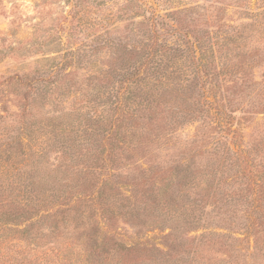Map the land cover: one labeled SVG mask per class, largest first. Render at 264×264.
Here are the masks:
<instances>
[{
	"label": "rangeland",
	"instance_id": "1",
	"mask_svg": "<svg viewBox=\"0 0 264 264\" xmlns=\"http://www.w3.org/2000/svg\"><path fill=\"white\" fill-rule=\"evenodd\" d=\"M101 242L264 264V0H0V264Z\"/></svg>",
	"mask_w": 264,
	"mask_h": 264
},
{
	"label": "trees",
	"instance_id": "2",
	"mask_svg": "<svg viewBox=\"0 0 264 264\" xmlns=\"http://www.w3.org/2000/svg\"><path fill=\"white\" fill-rule=\"evenodd\" d=\"M32 229L33 228L30 227L28 229V231L27 230L25 231V233L26 234L28 233V234L24 238H29V237L33 236V235L29 236L31 234ZM23 234H24V232H23ZM32 238H33L32 240L34 242L37 240V237H32ZM106 246H107V244H105V242L104 243L101 242V244L95 246L96 249H90L92 252L86 253V257L88 259L87 260L88 264H125V263H123L121 258L119 259L116 257V253H114V252L117 251V249L107 250ZM131 250H134L133 247L126 248L125 251L130 252ZM119 251H120V249H119ZM119 251H117V252H119ZM34 262H35V264H39L38 260H36ZM8 264H30V263L28 262V257L21 255L20 252H16V253H13V255L11 256V259L8 261ZM44 264H49V261H44Z\"/></svg>",
	"mask_w": 264,
	"mask_h": 264
}]
</instances>
